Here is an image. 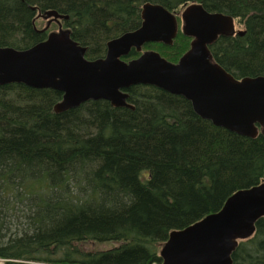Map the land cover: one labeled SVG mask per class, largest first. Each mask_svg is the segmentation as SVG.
<instances>
[{
    "label": "trees",
    "instance_id": "16d2710c",
    "mask_svg": "<svg viewBox=\"0 0 264 264\" xmlns=\"http://www.w3.org/2000/svg\"><path fill=\"white\" fill-rule=\"evenodd\" d=\"M199 4L240 20L219 36L213 59L234 78L264 76V0H0V47L46 39L36 14L62 26L101 58L106 42L140 26L144 3ZM190 38L146 43L176 62ZM139 55L131 49L124 60ZM133 109L89 100L56 113L62 93L0 85L1 264H160L158 244L221 208L235 191L264 181V138L238 135L198 116L191 103L154 86L127 89ZM98 242L117 246L93 249ZM232 264H264V217L239 241Z\"/></svg>",
    "mask_w": 264,
    "mask_h": 264
},
{
    "label": "water",
    "instance_id": "95a60500",
    "mask_svg": "<svg viewBox=\"0 0 264 264\" xmlns=\"http://www.w3.org/2000/svg\"><path fill=\"white\" fill-rule=\"evenodd\" d=\"M45 14L57 22L68 17L52 10ZM180 17L181 29L191 41L177 62L153 50L141 51L145 43L171 45L178 32L174 13L147 2L140 10V26L107 41L101 58L86 59V47L73 40L60 22L56 31L27 49L0 47V85L20 83L60 91L56 113L89 100L133 109L127 89L154 86L182 96L198 116L215 126L248 138L258 134L264 138V76L236 79L209 49L219 36L235 32L232 17L208 12L199 4L186 6ZM132 48L139 56L124 61ZM261 217L264 181L235 191L219 210L170 231L159 251L161 264H232L238 241L252 236Z\"/></svg>",
    "mask_w": 264,
    "mask_h": 264
},
{
    "label": "rangeland",
    "instance_id": "374dc122",
    "mask_svg": "<svg viewBox=\"0 0 264 264\" xmlns=\"http://www.w3.org/2000/svg\"><path fill=\"white\" fill-rule=\"evenodd\" d=\"M183 8L184 7H180L178 9V12H177L178 16H180ZM48 20H49L48 18H46V19L45 18H37V20H36L37 23L35 25L36 28L42 29L47 24ZM181 26H182V22H181V19L179 18V21H178L179 31H181ZM234 28H235L236 31L243 29V25H242V23L240 22L239 19L238 20H234ZM57 29H58V25L56 23H51L46 32L56 31ZM142 50H150V49L143 48ZM117 244H119V243H115V242H98L96 244H93L92 248L93 249H107V248H112L114 246H117ZM162 245H163V243H159L158 244V254H159V251H160ZM1 262L2 261L0 260V264H1Z\"/></svg>",
    "mask_w": 264,
    "mask_h": 264
},
{
    "label": "flooded vegetation",
    "instance_id": "af4514ba",
    "mask_svg": "<svg viewBox=\"0 0 264 264\" xmlns=\"http://www.w3.org/2000/svg\"><path fill=\"white\" fill-rule=\"evenodd\" d=\"M36 18H44V15L41 14L40 12H37V14H36ZM58 21H59V20H58ZM59 22H60L61 25H62V22H61V21H59ZM59 22H57V20H54L53 18H51V20H48L47 24H46L42 29L38 28V30H40V31H47V29L49 28V26H50L51 23H56V24L58 25ZM47 34H48V33H47Z\"/></svg>",
    "mask_w": 264,
    "mask_h": 264
},
{
    "label": "bare ground",
    "instance_id": "6f19581e",
    "mask_svg": "<svg viewBox=\"0 0 264 264\" xmlns=\"http://www.w3.org/2000/svg\"><path fill=\"white\" fill-rule=\"evenodd\" d=\"M2 261V260H1Z\"/></svg>",
    "mask_w": 264,
    "mask_h": 264
}]
</instances>
